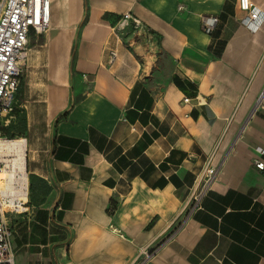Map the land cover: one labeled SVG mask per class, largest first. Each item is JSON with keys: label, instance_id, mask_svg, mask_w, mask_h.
Wrapping results in <instances>:
<instances>
[{"label": "crops", "instance_id": "1", "mask_svg": "<svg viewBox=\"0 0 264 264\" xmlns=\"http://www.w3.org/2000/svg\"><path fill=\"white\" fill-rule=\"evenodd\" d=\"M245 16L238 0H51L9 121L28 180L15 264H264V21Z\"/></svg>", "mask_w": 264, "mask_h": 264}, {"label": "built area", "instance_id": "2", "mask_svg": "<svg viewBox=\"0 0 264 264\" xmlns=\"http://www.w3.org/2000/svg\"><path fill=\"white\" fill-rule=\"evenodd\" d=\"M239 8L246 12L243 24L251 31H256L264 21V13L252 0H238ZM51 0H0V126L9 123L16 106V96L25 74V62L29 39L32 33L43 35L50 28ZM182 9L183 6H180ZM126 19H131L135 28L141 27V20L127 13ZM219 22L218 15H203L201 27L206 33L215 30ZM111 58L116 52H110ZM264 91L261 96H263ZM191 101L184 97V102ZM0 131V138H2ZM264 154L262 148H258ZM214 154L207 161L206 167L200 173V191L196 194L198 201L201 194L210 186L217 173L213 165ZM255 168L264 175V159L254 161ZM6 164L0 159V264H15V250L12 244L13 231L5 218L3 171ZM28 187L26 188V197ZM22 210L27 205L25 200H18ZM115 231L119 232L116 228ZM149 256V255H148Z\"/></svg>", "mask_w": 264, "mask_h": 264}, {"label": "bare ground", "instance_id": "3", "mask_svg": "<svg viewBox=\"0 0 264 264\" xmlns=\"http://www.w3.org/2000/svg\"><path fill=\"white\" fill-rule=\"evenodd\" d=\"M25 145L26 142L24 139L0 138V157H11L10 159H6V161L9 162V169L6 165V168L3 171V176L5 178V185L3 187L4 195L10 193L14 188L12 184L15 183V181H18L19 186L23 188V197H26L28 180L26 173Z\"/></svg>", "mask_w": 264, "mask_h": 264}, {"label": "rangeland", "instance_id": "4", "mask_svg": "<svg viewBox=\"0 0 264 264\" xmlns=\"http://www.w3.org/2000/svg\"><path fill=\"white\" fill-rule=\"evenodd\" d=\"M11 120H15V119H11ZM20 125H21V123L19 120H17L15 123H13V121H11L7 125V127L9 129H12V131H9L8 133L2 132L1 134H2L3 138H20V137H22L20 132H19ZM10 126H12V127L10 128ZM10 134L13 135V137H11ZM20 139H23V138H20ZM7 158L10 159L11 157H0V159L8 166V169H9V162L6 161ZM4 185L5 184H3V187H4ZM12 186L14 187L13 190L10 193H6L4 195V210H5L4 212H5L6 221L8 222L9 226L12 228V231H13L14 245L19 246L21 241L24 240V231L26 229V226H25V218L23 216L24 213H22L20 211V210H22V208H21V206H19L20 202L18 200L19 199L25 200L26 198L23 197L24 196L22 193L23 188H21L19 186L18 181H15V183H13ZM17 187H19V188H17ZM200 189H201V187H200ZM200 189L198 190V192L200 191Z\"/></svg>", "mask_w": 264, "mask_h": 264}, {"label": "trees", "instance_id": "5", "mask_svg": "<svg viewBox=\"0 0 264 264\" xmlns=\"http://www.w3.org/2000/svg\"><path fill=\"white\" fill-rule=\"evenodd\" d=\"M15 112V109L13 111V113ZM0 131L1 133L4 132V133H8L9 132V128L6 126V125H1L0 126ZM11 137H13V135L10 134Z\"/></svg>", "mask_w": 264, "mask_h": 264}]
</instances>
